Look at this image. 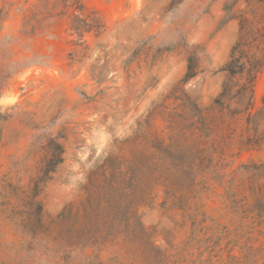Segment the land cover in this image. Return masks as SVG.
Returning <instances> with one entry per match:
<instances>
[{"label":"rangeland","instance_id":"obj_1","mask_svg":"<svg viewBox=\"0 0 264 264\" xmlns=\"http://www.w3.org/2000/svg\"><path fill=\"white\" fill-rule=\"evenodd\" d=\"M83 2L99 37L43 20L51 0H0V264H264V227L226 197L264 147L242 146L253 130L236 98L217 101L244 20L246 51L264 44V0ZM263 98L264 67L254 112ZM49 137L64 159L42 185L38 234L24 236L4 204L44 170ZM170 182H196L200 223Z\"/></svg>","mask_w":264,"mask_h":264},{"label":"trees","instance_id":"obj_2","mask_svg":"<svg viewBox=\"0 0 264 264\" xmlns=\"http://www.w3.org/2000/svg\"><path fill=\"white\" fill-rule=\"evenodd\" d=\"M42 8L47 9L48 0H40ZM67 16L70 21V30L83 37L85 34L93 33L96 37L102 35L105 30L104 22L95 10H90L83 0H51L50 9L46 10V16L43 20L53 17ZM40 26L32 25L31 33L35 32ZM247 21L244 20V32L242 31L238 41L235 43L230 55V60L221 68L226 71L232 78L224 84L220 97L217 98L221 105H224L223 99L238 100L242 106L236 108L235 114L246 115L248 130L252 129L253 133L248 134V137L241 140L242 146L247 148H262L264 147V98L263 105L257 111L254 108V86L256 78L264 67V44L252 48L249 52L246 51L247 46H251L253 31H247ZM258 36H262L259 34ZM258 38V37H257ZM256 41V38H254ZM254 45V44H253ZM256 45V44H255ZM196 66L193 58L189 60L188 72L184 78V82L188 81L196 75ZM238 78V83H234L233 79ZM6 119V115L0 112V123ZM251 127H250V126ZM0 127V139H1ZM44 148L47 153V160L44 170L40 172L34 179L31 180L29 189L16 188L13 194L21 197L17 205L10 202L4 204L14 206V212L18 215L12 223L23 228L24 236H29L30 233L38 234L37 229L42 225L43 203L39 199L42 192V185L51 178L50 174L55 171L58 164L63 162L64 146L56 138L49 137ZM179 172H185V169H180ZM244 182H228L226 187V197L230 199V206L244 207L246 217H249L250 222L254 225L264 227V163L244 164ZM196 182H170V189L174 194L183 192L182 197L174 202L184 214L189 215L193 219L194 225L200 223V211L193 208L191 199L195 197L196 191L194 186ZM5 190H11L9 185L4 187ZM10 193L8 197H10ZM203 215V214H202ZM204 221H202V225ZM136 224L143 227L140 220L136 216ZM205 227V226H204ZM146 232V231H144Z\"/></svg>","mask_w":264,"mask_h":264}]
</instances>
